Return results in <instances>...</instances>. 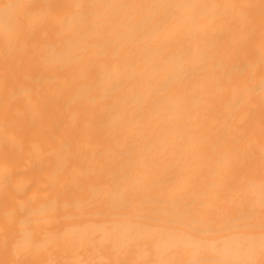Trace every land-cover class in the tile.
I'll use <instances>...</instances> for the list:
<instances>
[{
    "label": "snow or ice",
    "instance_id": "6c2138e0",
    "mask_svg": "<svg viewBox=\"0 0 264 264\" xmlns=\"http://www.w3.org/2000/svg\"><path fill=\"white\" fill-rule=\"evenodd\" d=\"M260 6L264 10V0ZM56 7L25 0L0 4V50L5 59L28 46ZM66 7L71 11L56 21L57 43L32 44L45 73L82 70L91 58H110L119 68L128 66L133 55L154 59L170 45L181 47V53L153 69L163 78L149 79L143 94H136L135 85L128 83L135 73L110 79L107 94L113 104L104 109L110 126L127 133L125 141L142 136L150 123L158 127L162 146L157 151L171 147L176 161L145 163L126 143L118 142L122 163L117 173L105 175L101 169L82 175L74 169L63 183L62 172L52 161L54 183L43 189L50 191L49 196L5 211L3 249L14 259L0 264H27L21 257L39 254L53 241H67L77 252L109 257L62 264H264V145L257 178L242 147L227 150L226 145L213 143L206 163L201 162L198 135L199 107L214 90L223 88L226 105L236 108L257 91L252 84L254 65L231 62L232 56L244 53L240 40L251 29L254 6L231 0H95ZM133 46L135 53L130 50ZM221 53L225 59L217 61ZM260 55L258 89L264 107V32ZM148 69L146 64L145 72ZM234 76L244 82L243 88L231 86ZM146 78L141 74V81ZM58 79L50 76L47 82ZM126 87L133 93L131 112L120 106L123 98L118 94ZM27 102L38 109L39 99ZM177 139L187 147L177 151ZM155 147L149 142L140 151ZM188 153L197 154V159L190 163ZM205 173L210 179L191 202L149 195L154 189L193 184ZM9 183L6 177L5 184Z\"/></svg>",
    "mask_w": 264,
    "mask_h": 264
},
{
    "label": "bare ground",
    "instance_id": "6f19581e",
    "mask_svg": "<svg viewBox=\"0 0 264 264\" xmlns=\"http://www.w3.org/2000/svg\"><path fill=\"white\" fill-rule=\"evenodd\" d=\"M10 0H0V4ZM35 5L51 4L57 6L49 18V22L41 26L32 40L24 49L10 54L5 59L0 50V260H12L14 257L5 255L3 249V227L5 211L19 208L22 203L31 200L39 203L50 194L43 191L51 189L54 183V169L49 164L55 161V168L60 169V183L75 169L82 175L103 169L104 174L118 172L122 161L117 157L118 142L126 143L137 157H143L145 163L158 160L161 163L175 162L176 157L171 147L161 149V133L158 127L147 126L143 135L138 138L130 137L125 141L127 133L112 128L107 119L105 108L113 104V98L107 94L109 80H117L135 73L129 84L135 85V93L143 94L149 79L161 80L163 73L153 71L158 69L164 59L181 53L178 44H173L163 50L162 55L155 58L147 55L140 59L136 55L129 57L128 66L110 58L86 59L83 69H66L64 72L52 70L45 73L33 55L32 44L57 43L59 25L58 17L71 11L66 6L77 2H95V0H25ZM131 2V0H127ZM139 2V0H136ZM147 2V0H146ZM206 2H224V0H206ZM234 3L249 4L252 23L250 31L240 40L244 49L241 55H234L232 63L254 65L252 84L257 91L248 96L239 106L229 107L225 103L226 93L223 88L214 90L210 97L200 105L199 145L203 163H206L210 145L219 142L226 145L227 150L242 147L248 153V167L259 177L261 170L260 148L264 145V107L258 85L261 79V37L264 32V10L261 0H231ZM219 23V22H218ZM225 27L228 25L225 23ZM2 49V44H0ZM135 53V47L131 49ZM223 53L216 57L223 61ZM149 69L145 72V65ZM141 74L146 79L141 81ZM50 76H58L54 83H48ZM232 87L243 88L244 82L234 76ZM175 95L173 91L171 93ZM123 98L121 107L130 112L134 110L133 93L126 87L119 94ZM39 99L38 109H34L27 101ZM155 112V109H153ZM233 117H235L233 119ZM162 117H154L158 121ZM179 135V134H177ZM238 141H243L238 144ZM153 142L155 148L140 151L145 144ZM177 151L186 148V142L176 140ZM189 162L197 159V154L188 153ZM10 180L5 184V178ZM205 175L199 181L181 186L175 190L166 188L154 189L149 195L158 199L175 198L180 202H191L198 198V191L208 182ZM25 193H27L25 195ZM109 257L88 251H74L67 241H53L39 254L21 257L27 264L33 261L56 260L62 262L71 259H106ZM123 258V257H122ZM134 257H128L132 259Z\"/></svg>",
    "mask_w": 264,
    "mask_h": 264
}]
</instances>
